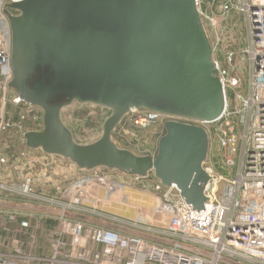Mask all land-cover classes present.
<instances>
[{
    "label": "built area",
    "instance_id": "obj_1",
    "mask_svg": "<svg viewBox=\"0 0 264 264\" xmlns=\"http://www.w3.org/2000/svg\"><path fill=\"white\" fill-rule=\"evenodd\" d=\"M19 1L0 0V264H264V0H196L215 41L213 55L224 41V21L245 27L244 46L227 50L223 60L214 56L225 95L219 118L201 121L136 108L128 113L143 128L169 120L199 125L218 142L217 159L209 152L203 163L209 180L201 210L153 172L80 168L76 176L57 180L50 164L36 159L25 133L42 129L43 110L10 93L5 10ZM8 105L20 110L17 119L6 112ZM12 130L16 134H8ZM10 135L21 149L7 155L2 148L11 150ZM140 187L157 200L151 212L130 201L129 191ZM114 205L119 214L112 212ZM130 209L136 211L132 218Z\"/></svg>",
    "mask_w": 264,
    "mask_h": 264
},
{
    "label": "water",
    "instance_id": "obj_2",
    "mask_svg": "<svg viewBox=\"0 0 264 264\" xmlns=\"http://www.w3.org/2000/svg\"><path fill=\"white\" fill-rule=\"evenodd\" d=\"M10 7L18 12L7 13L10 87L44 113L42 129L25 133L27 146L83 169L153 172L201 210L209 180L204 127L167 121L155 156L113 140L134 108L201 121L222 115L225 95L196 0H22ZM75 102L112 111L94 143L76 142L62 120Z\"/></svg>",
    "mask_w": 264,
    "mask_h": 264
},
{
    "label": "rangeland",
    "instance_id": "obj_3",
    "mask_svg": "<svg viewBox=\"0 0 264 264\" xmlns=\"http://www.w3.org/2000/svg\"><path fill=\"white\" fill-rule=\"evenodd\" d=\"M242 18L243 17L239 14H234L233 16L234 21L237 22H241ZM244 29L245 27L243 25L234 27L229 19L224 21L222 31L224 41L217 45L214 56L218 57L220 60H223L224 53L227 50H237L239 47L244 46L246 42ZM213 42L215 44V41ZM11 92H15V90L11 88L10 93ZM6 112L17 119L20 110L8 105ZM111 113V109L106 107L94 104H79L75 102L72 105L63 108L62 120L72 132L76 142L80 144H91L101 138L105 121L108 119ZM130 117L131 113L126 115L121 123L117 126L113 133L114 142L118 146L129 149L138 155H146L148 154V151L156 154L158 151L159 140L166 133L165 123H156L143 128L138 127L133 122H131ZM8 134L14 135L16 132L12 130ZM12 135H10V138L12 139L11 151H20V142H18V138H12ZM219 151L220 147L218 142L212 138L210 141V156H213L214 159H217V154ZM129 192V195L132 197V199H130L131 203L140 207H145V210L147 211H153L154 203L157 200L152 198L151 195L147 193L149 191H146L140 187L139 189H135L133 193L132 191ZM111 210L112 212L118 214L120 213L118 205H114ZM134 214H136V211L130 209L128 217H131ZM122 215L126 216L125 213H122Z\"/></svg>",
    "mask_w": 264,
    "mask_h": 264
},
{
    "label": "crops",
    "instance_id": "obj_4",
    "mask_svg": "<svg viewBox=\"0 0 264 264\" xmlns=\"http://www.w3.org/2000/svg\"><path fill=\"white\" fill-rule=\"evenodd\" d=\"M2 151L6 152L5 154L7 155H11L13 153L11 150L6 151V148H2ZM30 151H33V154L36 155L37 160H41L42 158L47 161L48 164H50V169H52L53 175L55 176L54 179L64 180L67 178H72L81 171L80 167L69 159L49 156L43 153L41 149H33Z\"/></svg>",
    "mask_w": 264,
    "mask_h": 264
},
{
    "label": "flooded vegetation",
    "instance_id": "obj_5",
    "mask_svg": "<svg viewBox=\"0 0 264 264\" xmlns=\"http://www.w3.org/2000/svg\"><path fill=\"white\" fill-rule=\"evenodd\" d=\"M5 12H6V14L9 12V13L12 14V15H16V14H18V12H17L16 10H14V9H12V8L10 7V4L7 5ZM7 16H8V15H7Z\"/></svg>",
    "mask_w": 264,
    "mask_h": 264
}]
</instances>
